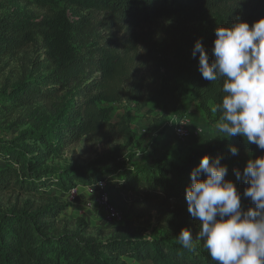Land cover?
I'll list each match as a JSON object with an SVG mask.
<instances>
[{
	"label": "trees",
	"instance_id": "1",
	"mask_svg": "<svg viewBox=\"0 0 264 264\" xmlns=\"http://www.w3.org/2000/svg\"><path fill=\"white\" fill-rule=\"evenodd\" d=\"M262 17L264 0H0V59L36 53L1 94L9 110L22 111L17 123L29 127L11 141L0 138V192L14 189L28 197L22 204H0V264H216L196 239L199 222L188 213L186 188L205 154L219 156L242 206H252L243 197L244 180L232 174V160L264 152L242 136L177 160L156 149L151 164L137 167L121 162L58 168L49 162L83 139L100 143L121 134L132 144L130 114L114 120L111 106L125 100L141 107L154 102L182 115L191 96L217 121L220 113L211 109L222 100L223 80L202 78L194 45L201 40L211 62L219 25H251ZM232 146L238 155L230 153ZM105 180L111 199L150 204L159 220L179 232L189 229L193 248L128 225L100 236L82 217L73 223L60 219L67 203L53 190L67 193Z\"/></svg>",
	"mask_w": 264,
	"mask_h": 264
},
{
	"label": "clouds",
	"instance_id": "2",
	"mask_svg": "<svg viewBox=\"0 0 264 264\" xmlns=\"http://www.w3.org/2000/svg\"><path fill=\"white\" fill-rule=\"evenodd\" d=\"M215 37L211 62L199 39L192 55L199 53L203 79L223 80L222 100L211 109L220 113L216 130L222 139L240 135L246 145L264 152V17L251 25L243 20L219 25ZM230 153L238 155V148L232 146ZM228 170L221 157L205 154L191 171L185 200L199 222L196 239L216 264H264V155L249 159L242 172L233 170L247 185L243 197L250 207L242 206L237 184L225 178ZM178 240L185 249L193 248L189 229H182Z\"/></svg>",
	"mask_w": 264,
	"mask_h": 264
},
{
	"label": "rangeland",
	"instance_id": "3",
	"mask_svg": "<svg viewBox=\"0 0 264 264\" xmlns=\"http://www.w3.org/2000/svg\"><path fill=\"white\" fill-rule=\"evenodd\" d=\"M161 21L169 22L171 20L162 19ZM32 56H36V53L28 50L21 52L17 56H7L0 59V138L2 140L11 141L20 132L29 127V125L17 123L22 111L9 110L1 94L7 85L20 77L23 68L28 64V58ZM111 106L114 120H118L119 116L125 113L130 114V125L135 138L132 144H128L121 134H117L100 143L83 139L67 147L61 156L51 159L49 165L58 168L74 165L79 167L107 166L112 168L121 162H129L131 166L137 167L151 164L155 159L156 149L160 153L177 160L196 149L215 145L223 138V135L216 130L217 121L210 120L198 101L191 96H187L184 100L182 115L172 111L166 112L154 102L141 107L134 102L125 100L113 103ZM182 118L189 119V128L191 130L201 128L202 134L197 137L193 135L185 140L178 139L174 135L173 130L176 123ZM249 159H254L252 154L244 152L233 165L242 172ZM98 162H101V164L97 165ZM232 174L234 175V173ZM110 178L113 177H109V180ZM109 180H105L107 188L110 186ZM68 193L58 192L57 190L52 192L53 195H58L62 202L67 203L65 210L60 214V219L73 223L77 218L82 217L90 224V231L94 234L100 236L108 235L116 227L128 225L138 229L146 236L153 234L166 235L178 240L180 232L177 231L175 226L159 220L158 210L154 209L150 204L133 207L128 196L126 197V202H128L126 204L112 197V201L118 207H121L125 213V219L122 222H116L107 219L102 208L93 204L92 197L82 188L77 197H71ZM26 198L28 197L19 196V193L14 189L0 192V204L4 207L13 206L16 203L22 204ZM36 201L42 202L41 200ZM98 209H100L103 220L94 219L99 214Z\"/></svg>",
	"mask_w": 264,
	"mask_h": 264
},
{
	"label": "built area",
	"instance_id": "4",
	"mask_svg": "<svg viewBox=\"0 0 264 264\" xmlns=\"http://www.w3.org/2000/svg\"><path fill=\"white\" fill-rule=\"evenodd\" d=\"M174 135L180 139L185 140L191 136H200L202 134V129L197 128L195 130H191L189 128V119L188 118H182L179 120L175 127H174ZM235 165H232L231 171L234 173V169H236ZM242 180V179H241ZM241 180H238L241 182ZM84 190L89 196L92 197L93 204L99 205L104 215L107 219L116 221V222H122L125 219L123 211L112 201L108 188H107V182L106 181H99L97 184L92 185H77L75 187H72L68 192V194L71 197H77L79 194V191Z\"/></svg>",
	"mask_w": 264,
	"mask_h": 264
},
{
	"label": "crops",
	"instance_id": "5",
	"mask_svg": "<svg viewBox=\"0 0 264 264\" xmlns=\"http://www.w3.org/2000/svg\"><path fill=\"white\" fill-rule=\"evenodd\" d=\"M239 159V157H234L233 158V160H232V163H234L235 161H237ZM99 211V214H98V216H96L94 219H97V220H103V218H102V214H100V209H98Z\"/></svg>",
	"mask_w": 264,
	"mask_h": 264
}]
</instances>
